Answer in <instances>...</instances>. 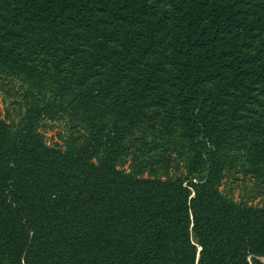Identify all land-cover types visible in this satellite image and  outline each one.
Listing matches in <instances>:
<instances>
[{"label":"trees","instance_id":"trees-1","mask_svg":"<svg viewBox=\"0 0 264 264\" xmlns=\"http://www.w3.org/2000/svg\"><path fill=\"white\" fill-rule=\"evenodd\" d=\"M0 79V264H264V0H0Z\"/></svg>","mask_w":264,"mask_h":264},{"label":"rangeland","instance_id":"rangeland-1","mask_svg":"<svg viewBox=\"0 0 264 264\" xmlns=\"http://www.w3.org/2000/svg\"><path fill=\"white\" fill-rule=\"evenodd\" d=\"M20 82L18 80L11 79H0V117L7 118V115L12 117L16 116V110L14 109L16 104H13L14 100L18 98L16 94L17 89L19 88ZM48 127L43 128V132L46 135V140L50 145H55L58 143L63 145V141L60 138V133L65 131V122L62 120L48 121ZM127 167V166H125ZM124 167V168H125ZM253 185V181L249 178L247 179H231L227 178L224 181L222 190L227 193L233 199L239 201L242 199V195L245 198H248L250 192L247 193L244 190V186L247 189H250ZM251 204L263 206L264 205V195L257 197L254 200L250 201ZM264 260V259H263Z\"/></svg>","mask_w":264,"mask_h":264}]
</instances>
